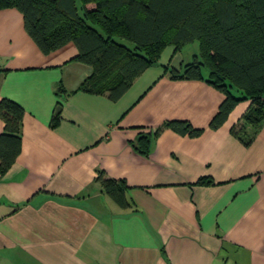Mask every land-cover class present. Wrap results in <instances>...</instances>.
Listing matches in <instances>:
<instances>
[{
    "label": "crops",
    "instance_id": "obj_1",
    "mask_svg": "<svg viewBox=\"0 0 264 264\" xmlns=\"http://www.w3.org/2000/svg\"><path fill=\"white\" fill-rule=\"evenodd\" d=\"M182 48L166 46L112 100L79 89L93 68L75 59V42L45 53L19 8L0 9V101L25 110L21 152L0 173L3 264H264V124L248 145L232 133L251 106L244 99L211 128L225 93L171 73L184 68ZM172 119L204 130L156 134ZM4 126L0 117V134ZM101 170L125 181L138 211L104 191Z\"/></svg>",
    "mask_w": 264,
    "mask_h": 264
},
{
    "label": "trees",
    "instance_id": "obj_2",
    "mask_svg": "<svg viewBox=\"0 0 264 264\" xmlns=\"http://www.w3.org/2000/svg\"><path fill=\"white\" fill-rule=\"evenodd\" d=\"M7 7L23 12L25 27L43 52L75 42V59L93 68L79 89L112 100L120 99L141 73L158 63L166 46L181 49L198 40L199 54L182 71H170L176 77L206 78L225 93L211 128L223 125L244 99H251V106L232 133L248 145L264 124V0H0V9ZM61 110L59 102L52 126L60 121ZM24 114L17 102L0 101L5 122L0 134L1 175L21 152ZM164 128L190 136L204 130L189 120L172 119L156 134ZM151 144V134L139 136L140 151L148 153ZM96 181L119 206L139 210L127 196L125 181L107 177L102 170ZM198 182L213 180L203 177Z\"/></svg>",
    "mask_w": 264,
    "mask_h": 264
},
{
    "label": "rangeland",
    "instance_id": "obj_3",
    "mask_svg": "<svg viewBox=\"0 0 264 264\" xmlns=\"http://www.w3.org/2000/svg\"><path fill=\"white\" fill-rule=\"evenodd\" d=\"M125 43L133 47L134 43L130 40H125ZM200 52V46L198 40L189 42L186 44L182 50L179 52L177 58L179 60H183L182 63L185 65L186 63H189L193 60L194 55L199 54ZM207 74V70L204 71Z\"/></svg>",
    "mask_w": 264,
    "mask_h": 264
},
{
    "label": "built area",
    "instance_id": "obj_4",
    "mask_svg": "<svg viewBox=\"0 0 264 264\" xmlns=\"http://www.w3.org/2000/svg\"><path fill=\"white\" fill-rule=\"evenodd\" d=\"M0 264H3V263L0 261Z\"/></svg>",
    "mask_w": 264,
    "mask_h": 264
}]
</instances>
